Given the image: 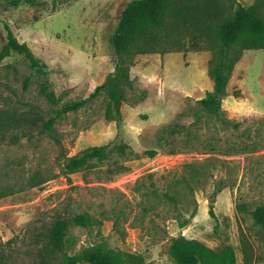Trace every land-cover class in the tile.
Segmentation results:
<instances>
[{
	"label": "rangeland",
	"instance_id": "rangeland-1",
	"mask_svg": "<svg viewBox=\"0 0 264 264\" xmlns=\"http://www.w3.org/2000/svg\"><path fill=\"white\" fill-rule=\"evenodd\" d=\"M132 1L0 0V50L8 24L48 70L41 76L17 54L0 65V264H38L53 223L80 212L91 222L72 228L71 255L103 245L144 264H178L171 245L194 239L231 246L236 264H264L253 214L264 203V48L240 53L223 115L198 103L214 87L222 26L239 5L264 18V0H170L163 27L123 53L121 74L110 40ZM110 76L123 95L120 119L108 117L102 92L43 129ZM102 145L104 159L63 172L66 156Z\"/></svg>",
	"mask_w": 264,
	"mask_h": 264
},
{
	"label": "trees",
	"instance_id": "trees-1",
	"mask_svg": "<svg viewBox=\"0 0 264 264\" xmlns=\"http://www.w3.org/2000/svg\"><path fill=\"white\" fill-rule=\"evenodd\" d=\"M18 6L21 3L33 4L34 0H11ZM170 0H135L129 3L121 15L117 30L111 37V44L118 56L119 64L116 73L123 74L121 62L123 53L128 51L135 42L144 38L153 28H162L164 15ZM6 41L0 50V65L4 59L13 54L24 57L33 71L47 77L48 70L43 61L24 43H20L8 24L5 25ZM221 50L217 61L212 63L210 77L214 87L204 98L198 100L202 110L208 113L223 115V98L227 94V86L240 53L244 50L264 48V18L254 8L239 5L236 12L224 23L220 33ZM233 51L237 55L233 56ZM113 76V75H112ZM110 76L105 83L98 86L86 99L70 102L57 110L43 125L45 131L53 132L54 123L70 111L79 110L92 99L104 92L110 99L108 117L114 113L117 119L122 116L121 105L123 95L118 86L111 83ZM31 79L25 81L27 89ZM42 93L52 102L55 95L49 91L46 84H42ZM25 119H28L26 117ZM110 145L92 146L73 156H66L62 164L65 174L79 173L91 167L94 160H102L109 153ZM214 216L213 209L210 210ZM256 221L264 228V203L259 204L253 211ZM91 222L89 212L75 213L71 217L57 219L46 235V243L38 251V264H80L83 261L92 264H144L143 259L129 252L115 251L107 246L94 245L84 250L80 255H71V230L74 226L86 227ZM170 254L178 264H236L237 257L231 246L221 250H213L198 240L177 239L170 247Z\"/></svg>",
	"mask_w": 264,
	"mask_h": 264
}]
</instances>
